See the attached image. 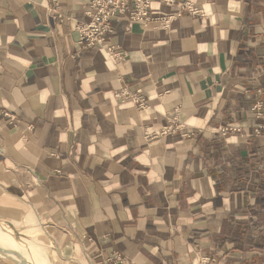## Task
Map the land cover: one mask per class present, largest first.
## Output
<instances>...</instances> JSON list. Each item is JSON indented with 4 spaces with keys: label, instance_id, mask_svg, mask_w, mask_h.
Wrapping results in <instances>:
<instances>
[{
    "label": "crops",
    "instance_id": "0c3cea01",
    "mask_svg": "<svg viewBox=\"0 0 264 264\" xmlns=\"http://www.w3.org/2000/svg\"><path fill=\"white\" fill-rule=\"evenodd\" d=\"M89 1L0 0V222L48 264H264V0L113 19L118 62L79 43Z\"/></svg>",
    "mask_w": 264,
    "mask_h": 264
},
{
    "label": "built area",
    "instance_id": "2783aa9c",
    "mask_svg": "<svg viewBox=\"0 0 264 264\" xmlns=\"http://www.w3.org/2000/svg\"><path fill=\"white\" fill-rule=\"evenodd\" d=\"M56 2L57 0H53ZM159 3L172 8L168 14H159L152 11L153 3ZM85 14L89 17L87 23H79L76 31L80 36V44L84 48L101 49L113 62H118L125 54L114 48L105 47L106 41L113 33L111 22L119 17H127L130 22L147 24L158 20L162 26L167 27L173 20L187 14L191 17L201 15V11L188 1L182 0H90ZM159 14L158 17H155ZM115 98L121 102L129 101L139 108H143L145 100L139 95L130 94L126 88L115 94ZM255 118L261 123L255 126L254 136L264 137V101H258L251 109ZM239 132L237 128H225L222 135ZM205 264V263H204Z\"/></svg>",
    "mask_w": 264,
    "mask_h": 264
},
{
    "label": "bare ground",
    "instance_id": "6f19581e",
    "mask_svg": "<svg viewBox=\"0 0 264 264\" xmlns=\"http://www.w3.org/2000/svg\"><path fill=\"white\" fill-rule=\"evenodd\" d=\"M40 223L33 217H25L21 224L16 222L6 226L0 222V253L15 259L18 264H48V254L44 243L37 239L41 234ZM14 229L31 235L17 237ZM20 234V233H19Z\"/></svg>",
    "mask_w": 264,
    "mask_h": 264
},
{
    "label": "rangeland",
    "instance_id": "374dc122",
    "mask_svg": "<svg viewBox=\"0 0 264 264\" xmlns=\"http://www.w3.org/2000/svg\"><path fill=\"white\" fill-rule=\"evenodd\" d=\"M1 223H3V224H5L6 226H9V224L11 225V223H14V222H1ZM17 224H21L22 222H16ZM10 227V226H9ZM13 230H14V232H15V234L17 235V237H20V238H25L23 235H21V234H25V235H29V234H27L26 232H21L20 230H16V229H14L13 228ZM20 233V234H19ZM29 237H31V235H29ZM37 239H38V237H37ZM41 239L43 240V241H45V244H48V240L46 239V237L44 236V235H42L41 236ZM39 240V239H38ZM4 255V254H3ZM4 256H6V257H8V258H10V259H12L13 261H15L16 263H19V262H17L15 259H13L12 257H10V256H7V255H4Z\"/></svg>",
    "mask_w": 264,
    "mask_h": 264
}]
</instances>
